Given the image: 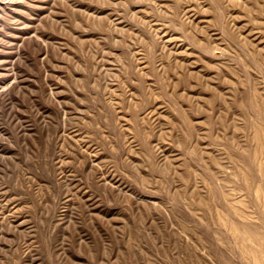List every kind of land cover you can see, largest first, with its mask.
I'll return each mask as SVG.
<instances>
[{"label":"rangeland","instance_id":"374dc122","mask_svg":"<svg viewBox=\"0 0 264 264\" xmlns=\"http://www.w3.org/2000/svg\"><path fill=\"white\" fill-rule=\"evenodd\" d=\"M0 264H264V0H0Z\"/></svg>","mask_w":264,"mask_h":264}]
</instances>
